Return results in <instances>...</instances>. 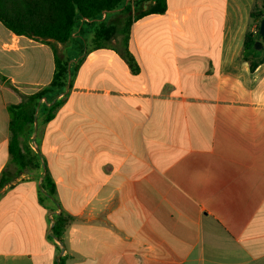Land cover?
<instances>
[{
    "label": "crops",
    "instance_id": "0c3cea01",
    "mask_svg": "<svg viewBox=\"0 0 264 264\" xmlns=\"http://www.w3.org/2000/svg\"><path fill=\"white\" fill-rule=\"evenodd\" d=\"M254 3L167 0L132 23V66L118 12L79 63L80 33L57 43L74 77L34 134L39 173L12 162L8 107L51 83L55 52L0 21V264H264V63L241 60ZM47 172L58 204L40 201Z\"/></svg>",
    "mask_w": 264,
    "mask_h": 264
},
{
    "label": "trees",
    "instance_id": "16d2710c",
    "mask_svg": "<svg viewBox=\"0 0 264 264\" xmlns=\"http://www.w3.org/2000/svg\"><path fill=\"white\" fill-rule=\"evenodd\" d=\"M151 1L144 11L142 4ZM255 3L250 12V24L245 34L241 60L249 64L251 72H255L264 63V36H261L260 25L264 20V0ZM167 10V0H0V21L11 32L26 36L35 41L50 45L55 52V71L51 83L43 89L23 95L22 102L8 107L10 115L9 151L12 162L19 171L39 173L43 161L40 158V143L34 134L36 122L38 127L50 123L56 116L63 100H59L68 88L69 73L72 88L74 68L69 55H59L56 44L68 45L77 34H81L77 54L85 57L90 52L104 48L116 36L117 25L109 24L107 17L118 12V18L125 27L121 32L124 58L132 66L131 54L128 50L130 27L139 18L162 14ZM87 36V37H86ZM261 41L263 47L257 50L256 42ZM35 144L36 150L32 146ZM40 201H54L56 186L47 173L41 176ZM57 207L54 206L53 211ZM52 237L61 241L69 221L64 213L54 215ZM61 264V263H59Z\"/></svg>",
    "mask_w": 264,
    "mask_h": 264
},
{
    "label": "water",
    "instance_id": "95a60500",
    "mask_svg": "<svg viewBox=\"0 0 264 264\" xmlns=\"http://www.w3.org/2000/svg\"><path fill=\"white\" fill-rule=\"evenodd\" d=\"M149 3H151V1H149ZM259 33L261 36H264V20H262V22H261ZM255 47L257 50H260L263 47V43L261 41H258V42H256ZM70 81H71V74L69 73L68 88H67L66 92L69 90ZM37 127H38V124L36 122V131H37Z\"/></svg>",
    "mask_w": 264,
    "mask_h": 264
},
{
    "label": "rangeland",
    "instance_id": "374dc122",
    "mask_svg": "<svg viewBox=\"0 0 264 264\" xmlns=\"http://www.w3.org/2000/svg\"><path fill=\"white\" fill-rule=\"evenodd\" d=\"M258 4L261 5V4H262V1L259 0V1H258ZM72 65H74V62H71V66H72ZM32 146H33V147L35 148V150H36V147H35V144H34V143H32Z\"/></svg>",
    "mask_w": 264,
    "mask_h": 264
}]
</instances>
